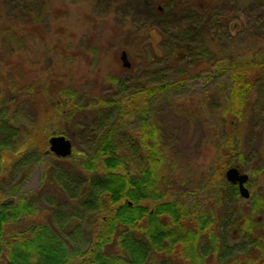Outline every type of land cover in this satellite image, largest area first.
<instances>
[{
    "label": "rangeland",
    "instance_id": "rangeland-1",
    "mask_svg": "<svg viewBox=\"0 0 264 264\" xmlns=\"http://www.w3.org/2000/svg\"><path fill=\"white\" fill-rule=\"evenodd\" d=\"M0 13L6 19L0 23V70L7 63L13 65L23 96L28 88L38 100L46 92L75 95L74 104L81 111L57 118L52 126L67 134L78 154L90 152L93 131L98 128L96 114L84 109L87 105L185 80L179 92L158 98L149 115L159 126L169 154L174 198L191 211L213 216L215 222L237 221L247 211L249 203L229 197L225 181L220 186L214 178L222 135L213 127L218 124L221 99L214 86L202 80L213 63L264 44V0H0ZM11 26L16 35L9 40L3 32ZM121 52L127 55L129 69L122 66ZM263 90L264 83H259L253 98H260ZM15 98L14 94L8 100L2 98L0 104ZM16 101L15 133L22 140L29 135L36 110ZM262 115L253 119L254 137L246 142L245 154L258 150L261 141L264 146ZM48 137L41 134L37 141L42 145ZM23 156L18 166H10L1 192L22 186L21 194L33 196L37 221L57 233L59 226L74 224L70 246L85 249L89 217L75 201L67 203L69 191L63 189L65 179H75L80 172V163L43 156L32 166ZM236 158L233 154L224 174L235 167ZM245 163L241 173L249 177L248 192L264 199V171L253 176L250 171L260 168L254 162ZM3 201L10 199L0 196ZM259 222L264 224V215Z\"/></svg>",
    "mask_w": 264,
    "mask_h": 264
},
{
    "label": "trees",
    "instance_id": "trees-1",
    "mask_svg": "<svg viewBox=\"0 0 264 264\" xmlns=\"http://www.w3.org/2000/svg\"><path fill=\"white\" fill-rule=\"evenodd\" d=\"M1 22L6 19L0 13ZM15 32L11 26L3 34L10 40ZM13 71L8 63L0 70V100L17 95L0 104V188L10 166H18L23 154L32 166L43 156L57 161L73 159L80 163V172L75 179L66 178L63 189L69 191L67 203L75 201L90 223L88 245L74 249L69 239L74 224L59 226L57 233L37 221L33 196L21 194L22 186L9 187L7 194L0 189L1 198L10 199L0 203V264H264V224L259 222L264 199L249 193V198L243 199L249 208L237 221L215 222L213 216L191 211L185 202L174 198L169 154L159 126L149 115L158 98L179 92L185 80L145 87L115 100L96 99L84 108L96 114L98 125L90 152L78 154L72 146V155L59 159L47 153L48 140L67 138V134L52 125L57 118L82 108L75 106V95L68 91L46 92L44 99L38 100L28 88L23 96ZM202 81L211 83L221 99L218 124L213 127L222 135L214 178L220 186L225 181L226 193L238 199L237 186L227 183L223 173L232 155L237 157L235 168L240 173L246 169V161L260 168L250 171L253 176L264 171L262 141L258 150L243 151L254 137L253 119L264 112V90L260 98H253L258 84L264 83V44L213 63ZM18 99L36 110L29 135L22 140L15 133ZM41 134L49 136L42 145L37 141ZM190 195L199 198L196 192Z\"/></svg>",
    "mask_w": 264,
    "mask_h": 264
},
{
    "label": "water",
    "instance_id": "water-1",
    "mask_svg": "<svg viewBox=\"0 0 264 264\" xmlns=\"http://www.w3.org/2000/svg\"><path fill=\"white\" fill-rule=\"evenodd\" d=\"M120 61L123 68L129 69L130 64L127 60V55L125 52L120 53ZM48 152L49 154L55 156L59 159H66L72 155V144L71 142L63 136H53L48 140ZM225 180L227 183L237 186L239 196L247 200L249 198V192L246 188V184L249 181V177L245 173H240L238 168H230L225 173Z\"/></svg>",
    "mask_w": 264,
    "mask_h": 264
}]
</instances>
